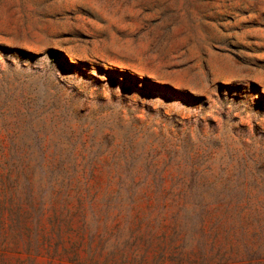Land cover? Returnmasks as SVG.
Returning <instances> with one entry per match:
<instances>
[{
  "label": "rangeland",
  "instance_id": "1",
  "mask_svg": "<svg viewBox=\"0 0 264 264\" xmlns=\"http://www.w3.org/2000/svg\"><path fill=\"white\" fill-rule=\"evenodd\" d=\"M0 264H264V0H0Z\"/></svg>",
  "mask_w": 264,
  "mask_h": 264
}]
</instances>
